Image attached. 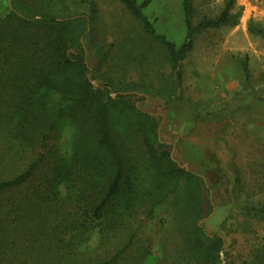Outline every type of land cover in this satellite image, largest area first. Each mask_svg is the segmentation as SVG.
<instances>
[{"label":"rangeland","instance_id":"374dc122","mask_svg":"<svg viewBox=\"0 0 264 264\" xmlns=\"http://www.w3.org/2000/svg\"><path fill=\"white\" fill-rule=\"evenodd\" d=\"M182 2L152 0L144 10L157 33L178 47L186 37ZM193 2L197 25L218 17L227 0ZM14 8L28 18L52 14L73 22L88 78L94 88L108 89L105 101L113 98L112 129L131 158L142 167L151 157L142 122L152 142L171 145L176 162L202 175L211 188L212 208L206 204L199 224L208 235L224 238L221 263L264 264V213L245 210L264 209V0H237L236 25L199 32L181 62L180 78L165 48L120 0H0L1 17ZM75 131L67 115L52 137L63 155L72 151ZM179 200L171 194L151 217L140 211L107 241L94 233L79 248L78 260L107 259L135 232L120 264H190L185 235L193 223L176 206Z\"/></svg>","mask_w":264,"mask_h":264},{"label":"trees","instance_id":"16d2710c","mask_svg":"<svg viewBox=\"0 0 264 264\" xmlns=\"http://www.w3.org/2000/svg\"><path fill=\"white\" fill-rule=\"evenodd\" d=\"M151 1L120 0L168 52L178 78L199 32L237 24V0H227L218 17L197 25L194 0H183L186 37L178 47L146 16ZM72 23L52 14L28 18L17 8L0 16V264H86L78 250L94 233L109 240L140 211L151 217L171 194H178L176 206L193 223L185 235L190 264H222L224 238L208 235L199 224L206 204L212 208L205 178L181 167L171 145L152 142L142 122L151 157L142 167L131 158L112 129L113 98L105 101L108 89H96L89 80L80 32ZM67 115L76 131L72 151L63 155L52 137ZM157 128L152 124L151 130ZM134 236L109 258L89 264H120Z\"/></svg>","mask_w":264,"mask_h":264},{"label":"water","instance_id":"95a60500","mask_svg":"<svg viewBox=\"0 0 264 264\" xmlns=\"http://www.w3.org/2000/svg\"><path fill=\"white\" fill-rule=\"evenodd\" d=\"M223 258V255H221V259Z\"/></svg>","mask_w":264,"mask_h":264}]
</instances>
